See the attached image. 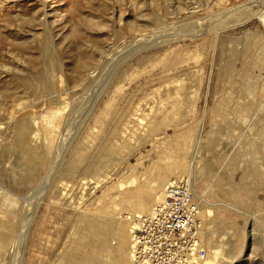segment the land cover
I'll return each mask as SVG.
<instances>
[{
  "label": "rangeland",
  "instance_id": "1",
  "mask_svg": "<svg viewBox=\"0 0 264 264\" xmlns=\"http://www.w3.org/2000/svg\"><path fill=\"white\" fill-rule=\"evenodd\" d=\"M253 1L0 0V264H129L181 177L209 256L264 264Z\"/></svg>",
  "mask_w": 264,
  "mask_h": 264
},
{
  "label": "built area",
  "instance_id": "2",
  "mask_svg": "<svg viewBox=\"0 0 264 264\" xmlns=\"http://www.w3.org/2000/svg\"><path fill=\"white\" fill-rule=\"evenodd\" d=\"M138 225L132 231L133 264H202L208 256L189 177L168 182L158 202L138 220Z\"/></svg>",
  "mask_w": 264,
  "mask_h": 264
},
{
  "label": "bare ground",
  "instance_id": "3",
  "mask_svg": "<svg viewBox=\"0 0 264 264\" xmlns=\"http://www.w3.org/2000/svg\"><path fill=\"white\" fill-rule=\"evenodd\" d=\"M253 5H252V11H253V13L256 11V10H258L259 11V8L260 9H262V8H264V0H254L253 2ZM250 8H249V10H250ZM248 10V9H247ZM247 10H245V11H247ZM240 11V10H239ZM262 11V10H261ZM248 12V11H247ZM252 13V14H253ZM245 14V13H244ZM248 14V13H247ZM250 14V13H249ZM251 14V15H252ZM229 15V14H228ZM232 15V14H231ZM255 15V14H254ZM236 16H237V14H236ZM240 15H238V17H239ZM242 16H244V15H242ZM253 16V15H252ZM231 17V16H230ZM256 17V16H255ZM242 18V17H241ZM249 18V17H248ZM259 18H260V20L262 21V23L264 24V12H260L259 13ZM235 19V18H234ZM239 19V18H238ZM241 20V19H240ZM245 21V20H244ZM244 21H242V22H244ZM248 21V20H247ZM234 22V21H233ZM242 22H240L241 24H242ZM246 22V21H245ZM208 23V22H207ZM236 24H238V23H236ZM202 25V24H201ZM209 25V24H208ZM203 26H204V24H203ZM210 26V25H209ZM203 28H205V27H203ZM210 28V27H209ZM224 28V27H223ZM211 29V28H210ZM194 30V29H193ZM198 31V30H197ZM194 32H195V30H194ZM193 33V32H192ZM217 33V32H216ZM196 34V33H195ZM170 36V35H169ZM159 37H161V36H159ZM179 37V36H178ZM180 38H183V37H180ZM176 39V38H175ZM165 40H166V38H165ZM160 42V41H159ZM168 42V41H167ZM136 44V43H135ZM145 44V43H144ZM124 54V53H123ZM123 57V56H122ZM124 61H125V59H124ZM112 72V71H111ZM88 96H91V95H88ZM92 98H93V96H91ZM94 100V99H93ZM74 117V116H73ZM73 120V119H72ZM70 135V134H69ZM64 136V135H63ZM41 186V185H40ZM43 187V186H42ZM194 191V190H193ZM44 192V191H43ZM43 194V193H42ZM161 194V193H160ZM160 194L158 195V199H157V201L159 200V196H160ZM194 195H195V192H194ZM35 204V203H34ZM200 208V207H199ZM32 214V213H31ZM33 215V214H32ZM31 216V215H30ZM142 216H137L135 219L136 220H133V222H135V224L132 226V229H133V231L134 230H137L138 229V227H139V225H138V220L141 218ZM29 221H30V219H29ZM24 223V222H23ZM22 223V224H23ZM21 225V224H20ZM25 225H26V223H25ZM24 225V226H25ZM22 226V225H21ZM23 227V226H22ZM27 227V226H26ZM24 230V229H23ZM22 231V230H21ZM25 233V232H24ZM20 234H22L23 235V231L22 232H20ZM26 236V235H25ZM21 243V242H20ZM131 247V246H130ZM22 251V250H21ZM219 254H220V250H218V252L216 253V255H215V257H213V256H209V254H208V256H207V258L205 259V264H222V263H220V261H219V258H218V256H219ZM129 254H127V255H125V256H127L128 257V259H130V262H128L129 264H133L132 262H131V254H130V257L128 256ZM203 264V263H202Z\"/></svg>",
  "mask_w": 264,
  "mask_h": 264
},
{
  "label": "crops",
  "instance_id": "4",
  "mask_svg": "<svg viewBox=\"0 0 264 264\" xmlns=\"http://www.w3.org/2000/svg\"><path fill=\"white\" fill-rule=\"evenodd\" d=\"M194 192V191H193Z\"/></svg>",
  "mask_w": 264,
  "mask_h": 264
}]
</instances>
